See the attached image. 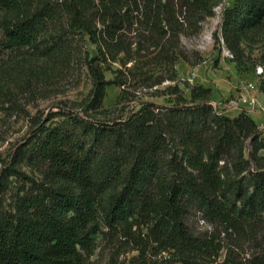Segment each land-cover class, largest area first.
<instances>
[{"label":"trees","instance_id":"16d2710c","mask_svg":"<svg viewBox=\"0 0 264 264\" xmlns=\"http://www.w3.org/2000/svg\"><path fill=\"white\" fill-rule=\"evenodd\" d=\"M224 1L0 0V42L51 59L94 45L96 113L110 86L125 87L105 76L122 54L165 71L154 85L175 82L182 37L201 35ZM263 32L264 0H233L221 33L239 68L244 42ZM190 92L169 87L168 105L140 102L110 120L55 113L22 157L41 181L23 174L29 186L8 207L0 193V264H88L102 236L124 239L142 264H264L263 131L245 112L223 116L212 89ZM197 214L213 233L192 230Z\"/></svg>","mask_w":264,"mask_h":264},{"label":"rangeland","instance_id":"374dc122","mask_svg":"<svg viewBox=\"0 0 264 264\" xmlns=\"http://www.w3.org/2000/svg\"><path fill=\"white\" fill-rule=\"evenodd\" d=\"M232 4L233 0H225L216 9L215 17L204 23L201 35L182 37L187 59L179 60L176 65L175 82L154 85L161 76H167L165 71H153L144 57H135L136 64L127 62L124 54L120 55L105 76L111 81L120 77V81L126 83L125 87L110 86L103 108L96 113L89 109L93 82L86 62L98 56L94 45H72L67 54L51 59L28 49H8L0 42V193L5 205H11L16 193L25 185L29 186L23 174L41 181L38 172L27 166L23 153L26 154L36 142L39 129L59 120L52 117L60 110L81 115L89 113L98 120H110L125 117L140 102L168 105L169 97L164 94L169 87L177 85L190 99V87L203 86L213 90L212 104L223 116L228 110L238 109L243 97L255 100L254 110L239 108V112L247 113L260 124L264 117V94L260 90L264 76L261 62L264 32L254 38V42H244L246 61L239 68L221 33L224 12ZM117 70L122 74H115ZM250 85L255 89H249ZM123 91H126L124 95ZM260 128L264 130V123ZM261 155L264 156V152ZM11 173L18 176H9ZM190 226L196 234L214 232L213 226L201 214L192 217ZM224 243L226 246L229 240ZM97 245L96 254L88 264H142L139 253L120 237L102 236ZM248 248L243 253H248ZM225 260L226 252H223L219 261L224 263Z\"/></svg>","mask_w":264,"mask_h":264},{"label":"built area","instance_id":"2783aa9c","mask_svg":"<svg viewBox=\"0 0 264 264\" xmlns=\"http://www.w3.org/2000/svg\"><path fill=\"white\" fill-rule=\"evenodd\" d=\"M249 89L254 90L255 89L254 85H250ZM241 101L242 103L237 105L241 109L243 108L245 110L251 111L256 108V101L253 99L248 100L247 98L243 97Z\"/></svg>","mask_w":264,"mask_h":264},{"label":"crops","instance_id":"0c3cea01","mask_svg":"<svg viewBox=\"0 0 264 264\" xmlns=\"http://www.w3.org/2000/svg\"><path fill=\"white\" fill-rule=\"evenodd\" d=\"M238 109L235 108V109L228 110L225 114H226V116H228L230 118L238 117L241 114L239 112V111H241V109H239V110ZM230 114H231V116H230ZM260 117H262V116H260ZM262 123H264V117L261 118V123L258 125L261 126ZM263 132H264V130H263Z\"/></svg>","mask_w":264,"mask_h":264}]
</instances>
